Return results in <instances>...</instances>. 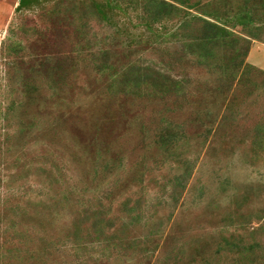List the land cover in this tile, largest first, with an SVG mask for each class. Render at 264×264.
I'll list each match as a JSON object with an SVG mask.
<instances>
[{
    "label": "rangeland",
    "instance_id": "rangeland-1",
    "mask_svg": "<svg viewBox=\"0 0 264 264\" xmlns=\"http://www.w3.org/2000/svg\"><path fill=\"white\" fill-rule=\"evenodd\" d=\"M75 1L93 16L73 23L66 12ZM93 1L36 0L19 10L20 0H0V168L15 188L0 195L8 204L0 201V219L20 209L4 238L27 253L25 264H264V43L251 41L252 69L229 85L181 44H153L141 7L128 9L120 32L124 18L108 24ZM164 24L167 37L174 28ZM129 66L182 80L183 94L141 84L140 96L123 95ZM168 125L182 130L175 158L159 150ZM49 171L63 181L48 184ZM45 191L66 192L73 206L105 196L115 222L135 205L146 225L126 230L132 245L93 234L74 244L65 226L73 212L27 208ZM145 237L152 243L138 247Z\"/></svg>",
    "mask_w": 264,
    "mask_h": 264
},
{
    "label": "trees",
    "instance_id": "trees-1",
    "mask_svg": "<svg viewBox=\"0 0 264 264\" xmlns=\"http://www.w3.org/2000/svg\"><path fill=\"white\" fill-rule=\"evenodd\" d=\"M31 3H36V0H20L17 9H26ZM135 6L141 7L146 16L145 26L148 32L152 34L153 44L157 40H160L163 44H181L185 56L197 68L214 72L219 77L218 81L226 82L229 85L236 81L235 78L238 77L240 69L245 73L252 69L244 62L249 53L251 41L264 43V0H101L100 3L94 0L93 12L96 11L101 15V19H104L103 21L110 23L112 26H115L113 17H123L124 21L120 24L121 32V28L124 31L128 29L126 26L131 19L127 11ZM110 12L112 13L110 14ZM109 14L112 15L110 19ZM66 15L71 17L73 23L88 20L90 16H93L90 9H87L80 1L72 2ZM164 23L170 24L174 28V32L169 33L167 37H162L168 31ZM236 29H239V32H236ZM135 67L131 68L129 66L126 69L123 82L126 86L130 84L131 87L125 90L123 95L140 96L141 89L135 91L134 88L136 86V88L141 87V84H147L154 94H158L162 90H171L175 95L181 92L183 94L184 84L182 80L175 81L170 77L167 78L161 70H157L155 67L151 68L150 66L146 69V67L137 66L136 72ZM165 82L168 85L166 88H164ZM147 95H149L148 92ZM160 95H163V93H160ZM257 130H260L257 132L258 137L259 134L264 133L261 131L262 126ZM181 131L179 128L168 125L164 134H159L161 155L169 158L176 157V155L170 153H175V149H177L175 144L180 139ZM262 139L258 140L257 138L264 145V138ZM42 170L46 171L45 169ZM51 173V171L47 172V179L50 177L48 184H51V180L55 183L63 181V177ZM5 177L7 176H5V173L1 174L0 168V195L3 196L5 192H10V196H13L15 188L11 180L7 181ZM41 193H44V196L28 201L27 208L30 207L37 214L42 213L47 216H52L55 212L67 211L68 214L73 212L72 218L65 226L68 227L66 234L70 233L75 238L74 244H79L84 234L88 237L93 234V240L97 243L110 244V239L116 236L117 239L120 238V241L118 239V245H132L137 243V238L128 241L127 244L125 242V236L128 235L125 234L126 230L132 232V229L141 226V223L146 225L142 220L143 218H141V214L137 213L138 210L135 205L128 211L125 210V216L115 222L113 218L112 221L111 218L107 217L108 206L103 203L108 198L105 196H96L94 203V200H85L83 196L79 197L78 192H76L79 198L74 205L80 206L76 209L69 202V198L64 191L58 193L61 195L60 198H54L52 193L46 191ZM81 193L85 194L84 190ZM0 201L4 202L5 206L3 208L5 209L8 205L5 202L6 200L2 199ZM121 207L125 209L127 203L122 202ZM7 209L9 211L6 212V218L4 220L0 219V264H25L27 260L24 259L27 253L22 254L13 242H8L4 238L5 235L3 234L4 230L7 232L14 228L15 225L10 224V221H13L15 215H18L16 212L20 209L11 206ZM25 211L26 209L21 210L23 213ZM3 214L5 213L0 212V216H3ZM16 233H18L17 230ZM14 236L18 237L17 234ZM150 243H152V240L145 237L143 241H140L138 247L146 248ZM63 249L65 248L63 247ZM33 257L36 261V256L31 255L30 259Z\"/></svg>",
    "mask_w": 264,
    "mask_h": 264
}]
</instances>
